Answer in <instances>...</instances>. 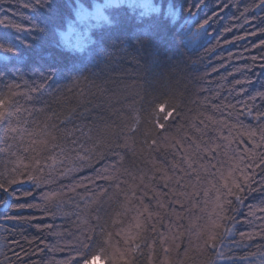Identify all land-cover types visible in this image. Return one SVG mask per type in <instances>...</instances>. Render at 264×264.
I'll use <instances>...</instances> for the list:
<instances>
[{
	"label": "snow or ice",
	"instance_id": "snow-or-ice-1",
	"mask_svg": "<svg viewBox=\"0 0 264 264\" xmlns=\"http://www.w3.org/2000/svg\"><path fill=\"white\" fill-rule=\"evenodd\" d=\"M203 2L198 0L195 5L190 4L186 10L187 18H184L183 7L176 8L175 0H17L16 9L10 6L0 15V85H3L0 88V155L7 159L0 169V208L13 213L5 219L31 220L34 217H24L20 215V210L41 208L46 216L53 219L75 214L81 223L90 224L88 217L81 218L78 212L65 211L67 202L62 198L63 192L40 193L42 207L25 198L32 197L34 200L33 190L48 186L57 178L69 179L74 173L93 167V160L99 163L105 150L118 157L114 163L99 171L93 167L95 178L85 177L94 188L89 203L95 206L91 210L94 213L91 219L95 223L81 231L74 255L64 264H137L138 255L143 254L142 245L149 249L148 264H153V245L147 243L144 233L149 226L152 232H156L155 223L150 222L154 217L159 219L160 212L150 208L151 200L156 201L159 209H171V214L181 221L183 217L180 213L183 211L196 208L205 211L200 207L201 195L205 198V207L210 202L212 209L207 213L206 224L190 227L189 231L194 232L199 241L196 251L207 257L204 264H264V251L242 256L234 254V249L240 248L245 239L252 240L257 234L264 238V227L255 234L236 231V225L242 223L238 217L242 215L240 206L245 200L258 195L264 203V151H261L264 149V110L254 103L259 99L264 106V85L255 94L240 88V94L247 95L253 103H244L236 114L237 124L230 125L227 119L216 120L209 115L199 121V126L196 123L191 125V134L188 131L180 133L179 129L176 135L167 134L180 116L178 103L158 99L149 101L148 108L144 109L147 112V127L143 129V144L150 151H159L161 147L170 150L173 159L159 166L153 162L151 169H140L138 177L132 176L133 181L138 178V183L131 185L116 175L124 156L115 152L103 135L93 137L92 128L86 123L91 120L93 109L73 110L59 124L44 122L30 127L29 118L42 110L35 105L41 102L46 89L57 85L53 91H59L61 78H70L73 83L90 81L103 95L117 57L131 54L127 51L129 48H135L136 53L147 49L144 59L150 69L160 67L168 58L169 49L163 45L169 43V33L179 37L185 47L184 39L189 36L192 40L201 41L199 48H205L214 38L208 31L212 17L190 23L194 17L192 9L199 8ZM18 9L27 10L29 15ZM252 9L264 12V0H253ZM16 16L26 19L27 24L13 22L12 17ZM252 19L264 24V16L253 15ZM130 21H140L142 25L147 23V32H130ZM245 23L252 21L245 20ZM225 31L232 29L226 28ZM23 32L35 34V37L21 40L18 34ZM257 32L264 33V29L257 26L251 35ZM142 35L147 36V45ZM259 46L264 48V41ZM53 50L62 58H70L71 67L65 65L61 69L60 61L52 55ZM256 59V56L252 57L253 61ZM260 59L264 60V56ZM212 71L218 70L213 68ZM17 81L25 82L26 91H21V84ZM253 83L251 79L235 81L236 85L252 86ZM21 96L32 107L21 105L17 99ZM206 100L216 111L235 108L231 103L221 106L212 103L209 98ZM134 110L137 111L135 123L128 129L133 134L137 133L141 124V110ZM227 115L231 118L234 113L229 111ZM240 117L255 121V127L244 125ZM76 120L81 121L83 126L75 123ZM205 120L213 126L229 128V135L221 133L215 138L209 136V139H204L209 127ZM68 124H72L71 129L66 128ZM61 126L65 130L63 135L58 136L55 133ZM231 129H237L239 137L246 136L250 147L239 151L233 148V143L237 141L231 135ZM115 147L121 145L116 144ZM123 147L130 149L127 138ZM98 181L109 184L105 187ZM122 184L126 187H121ZM25 186L29 190H24ZM65 187L75 192L78 187L87 185L70 182ZM161 187L167 191H160ZM110 189H115L123 197L119 207L111 211L105 207V203L112 199ZM210 193L213 194L211 197ZM150 194L149 203H145ZM169 196L171 200L167 199ZM186 204L190 208H186ZM75 207L78 209L79 204ZM256 211L264 213V207L250 210L243 222H249L248 217L254 216ZM133 212L132 222L123 227L124 218ZM258 219L264 221V217ZM117 224L121 227L114 231ZM44 227L52 229L54 225ZM182 227L180 223H170L171 240L161 232L160 244L171 243L178 248L176 241L184 235L179 231ZM173 228L176 230L173 231ZM171 250L169 246L163 247L165 264H171L168 260ZM16 255L19 258V254Z\"/></svg>",
	"mask_w": 264,
	"mask_h": 264
},
{
	"label": "trees",
	"instance_id": "trees-1",
	"mask_svg": "<svg viewBox=\"0 0 264 264\" xmlns=\"http://www.w3.org/2000/svg\"><path fill=\"white\" fill-rule=\"evenodd\" d=\"M196 3L198 0H175L177 9L181 7L185 9L184 18H187L186 10L189 5ZM252 3L253 0H204L199 8L194 7L192 9L194 17L190 23L202 22L206 17H212L208 31L214 38L205 45V48H199L201 41L192 40L189 36L184 39V44L187 45L185 47L181 44L179 37L169 33V43L163 45L164 48L169 49L168 58L162 62L160 67L152 69L144 59L147 55V49L136 53L135 48H129L127 51L131 54L127 56L121 54L117 57V63L113 65L114 71L109 74L111 79L108 80L105 86L106 92L103 95L90 81L73 83L70 78H61L59 91H53L57 85L46 89L41 97V102L35 105L36 108L42 110L29 118L30 127L44 122L59 124V121L65 119L73 110L82 111L84 107L93 109L91 120L86 122L88 127L92 128L93 137L103 135L105 141L112 144L114 151L124 156L123 163L119 165L120 170L116 175L129 185L138 183V178L133 181L132 176L138 177L140 169H151L153 162L159 166L165 162H171L173 159L170 150L166 151L161 147L159 151H150L143 144V129L147 127L145 122L147 112L144 109L148 108L149 101L153 99L171 100L179 104L180 116L169 129L167 133L169 136L176 135L178 129L180 133L188 131L191 134V125L196 123L199 126V121L209 115L216 120L227 119L230 125L237 124L236 114L243 108L244 103H253L248 100L247 95L240 94L241 87L245 88L248 93L255 94L257 90L261 89V85H264V60L260 59L261 56H264V48L259 46L260 42L264 41V33L257 32L256 35H251L253 31H256L257 26L264 29V24H260L258 19H252L253 15L264 16V12L254 11ZM10 6L16 9L18 7L17 0H0V15H3ZM246 8L248 11L245 12ZM18 10L24 12L26 16L29 15L27 10ZM242 12L244 13L243 16L241 15ZM12 19L13 22L27 24V20L20 16L12 17ZM245 20L252 21V23H245ZM181 23H183V19H181ZM148 27L147 23L142 25L140 21L129 22L130 32L144 34ZM226 28H231L232 31L226 32ZM18 35L21 40L35 37V34L30 35L26 32ZM142 38L145 39L147 45V36L142 35ZM51 47L49 45L50 49ZM52 55L60 61L61 69L65 65L71 67L72 60L70 58H62L54 50ZM253 56L257 57L255 61L252 60ZM213 68L218 71L213 72ZM246 69H251V71ZM64 75L67 76V73ZM245 79H251L254 82L253 85L235 84L236 80L243 81ZM25 80H28V77H25ZM17 83L21 84V91H26L24 81H17ZM0 88H3V85H0ZM206 89H211V91H206ZM206 98L221 106L231 103L235 105V108L223 109L222 112L216 111L210 106ZM17 99L21 105L32 107L25 102L24 97L21 96ZM254 103L264 110L259 99ZM134 109L141 110L139 112L141 124L135 134L128 131L135 123L137 111ZM229 111L234 113L231 118L227 115ZM240 119L244 125L255 127V121H249L243 117ZM75 123L83 126L79 120H76ZM205 123H208L209 127L206 130L208 134L205 135L204 139H209V136L215 138L221 133L224 136L229 135V128L219 125L213 126L207 120ZM66 128L71 129L72 124H68ZM64 130V126H61L55 134L63 135ZM240 130L242 131V129ZM231 135L236 137L237 142L233 143L232 147L237 151L250 147L246 136H237V129H231ZM126 138L130 149L123 147ZM160 142L163 144V137L160 138ZM116 144L121 145V147L116 148ZM117 159L118 157L113 152L105 150L99 163L94 159L92 165L99 171ZM6 162V157L0 155V169ZM93 167L74 173L69 179L60 180L57 178L48 186L33 190L36 197L34 200L32 197L25 198L32 203L40 204L42 207L43 201L40 193L63 192L62 198L67 202L65 211L78 212L81 218L88 217L90 220L88 225L81 223L75 214L58 216L53 219L46 216L41 208L20 210V215L34 217V219L8 220L5 217L13 213L11 211L5 212L3 208H0V264H64L70 256L74 255L76 240L80 237L81 231L95 223L91 219L94 215L91 210L95 206L89 203L92 196L91 190L94 188L85 179V177L95 178L96 173L93 171ZM70 182L83 183L87 187H78L75 192H71L65 187ZM98 183L105 187L109 184L106 181H98ZM121 187H126V185L122 184ZM24 190H29L28 186H25ZM159 190L167 191L162 187ZM110 192L113 194L112 199L105 203V207L109 211L117 209L123 199L122 195L117 194L115 189H110ZM212 195V193L209 194L210 197ZM150 199L151 194L145 198L144 202L149 203ZM167 199L171 200L172 197L169 196ZM204 199L201 195L200 207L205 208L204 212H201L199 208L183 211L180 213L183 217L181 221L176 220V216L171 214V209H159L156 201L151 200L150 208L160 212V218L154 217L150 222V224L155 223L156 232H152L149 226L144 233L147 243L153 245V264H165L164 246H169L172 249L168 256L171 264H193L194 261L195 264H204L207 257L196 251L199 241L194 232L189 231L190 227L194 228L195 225L207 223V213L211 211L212 204L209 202L205 207ZM76 204H79L78 209L75 207ZM173 207L178 209L176 205ZM260 207H264V203H261V198L258 195L245 200V203L240 206L242 215L238 219L242 223L236 225L237 233L239 231L254 234L260 232L261 227H264V221L258 217H264V213L256 211L254 216L248 217L249 222H243L250 210ZM186 208H190V205L186 204ZM134 214V212L130 213L127 218H124L123 227L126 228L132 222L131 216ZM170 223L183 225L179 231L183 232L184 235L181 240L176 241V244H179L178 248L171 243L168 245L160 244L159 233L161 232L171 240ZM47 224H53L54 227L52 229L44 227ZM120 227L121 225L117 224L113 230L118 231ZM175 230L173 228V231ZM236 239H240L239 235L236 236ZM154 240L155 244H153ZM262 251H264V238L257 234L252 240L245 239L240 248L234 249V254L242 256ZM142 252L143 254L137 257V264H148L149 249L142 245ZM16 254H19V258ZM217 264H221V262H217Z\"/></svg>",
	"mask_w": 264,
	"mask_h": 264
}]
</instances>
